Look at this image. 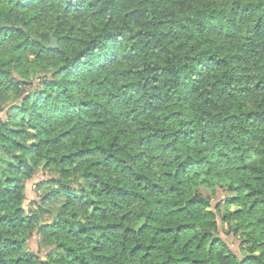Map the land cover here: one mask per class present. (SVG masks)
<instances>
[{
    "label": "trees",
    "instance_id": "1",
    "mask_svg": "<svg viewBox=\"0 0 264 264\" xmlns=\"http://www.w3.org/2000/svg\"><path fill=\"white\" fill-rule=\"evenodd\" d=\"M6 2L11 4L12 0ZM215 2L217 7L211 11L222 12L224 9L219 5L230 4L232 0ZM261 2L238 0L243 14V30L240 32L243 39L236 41L234 34L225 32L221 40L232 41V46L223 49L210 70L223 71L229 63L235 67L242 63L238 58L256 56L262 50L264 13L259 11ZM118 3L119 0L108 11L109 22H115L121 14L122 7ZM13 6L31 10L37 5L34 0H24V3L16 0ZM73 10H76L75 5ZM2 11L3 3L0 2V13ZM65 11L69 9L65 8ZM139 12V8L133 7L123 12V16L134 24ZM19 27L8 26V30H18ZM92 31V26L81 30L79 39L86 44L77 45L76 54L69 52V59L75 61L80 51L94 46L89 35L85 34ZM205 31L211 33L206 39H212L213 46L219 47L221 41L216 37L220 36L222 29ZM143 32L144 28L139 27L135 35ZM122 34L109 32L106 36ZM160 43L163 45L160 55L149 59L145 73L159 70L162 76L168 77L163 84L158 82L159 76L149 79L146 74L141 83L139 73H133L126 64L119 66L122 74L119 96L121 99L127 97L122 105L128 110L124 120H130L132 126L113 121L106 113L101 114L102 96L81 100L78 107L82 116L79 119L70 118L76 111L73 108L61 113L66 122L51 132L46 128L30 130L36 128L35 124L9 128L11 115L8 121L0 122V129H3L0 131V264H227L229 259L235 260V254L228 251L229 241L234 244L232 237L239 236L242 229L257 239L264 236V147L250 150L242 142L235 141L230 150L217 149L211 154L206 147L185 150L180 145L181 138L189 144L196 143V130L191 127L193 121H181L183 126L175 130L169 125L173 118L184 114L181 105L186 104L187 99L177 95L173 105L172 98L167 96L171 90L168 82L174 77L179 79L180 67L173 70L169 63L177 60L181 41L177 39L175 47L167 38ZM184 59L187 61L189 57ZM191 59L197 63L195 57ZM208 60H213V56ZM65 67L67 65L61 64L56 71ZM3 72L0 69V75ZM223 82L230 84L231 77ZM98 83L102 84L103 80ZM219 83L221 81H211L208 89L197 90L202 103L207 105L210 100V95L204 96L203 92L211 93ZM237 83L246 87L245 81ZM30 84V80L15 81L10 87ZM133 90L136 96L143 94L139 111L132 102L134 97L129 94ZM257 90L261 91L259 86ZM240 91L243 92L244 88ZM110 96L114 104H120L121 101L116 99L117 92H111ZM29 99L30 96L26 95L24 103L27 104ZM31 99L36 104L48 97L41 89L39 94L31 95ZM237 107L238 104L233 105L234 110ZM22 110L26 109L11 105L8 112ZM0 111H3L2 104ZM243 114L244 123L249 126L245 131H250L252 125L264 124V110L260 105L256 111L245 105ZM40 118L39 112H29L27 120ZM27 120L21 116L19 124H26ZM209 142V137L201 134L199 144L206 146ZM149 151H152L151 159H146ZM185 151L191 154L176 155ZM169 154H173L176 163L170 171L162 172L169 181L165 189L146 175L145 165H153ZM37 156L42 159L39 168ZM60 165L64 166L60 168V174L65 180L75 172L78 173L76 179L87 187L61 183L53 174ZM168 167L164 165L165 169ZM32 180L37 195L28 203L27 183ZM57 183L61 184L65 202L54 218L36 227L44 216L51 215V210L42 208V205L55 202L60 194L59 191L42 192V189ZM200 186L212 191L216 198L214 204L199 191L185 197L187 188ZM33 206L40 210V216L32 213ZM34 241L35 248L32 247ZM246 243L247 238L240 240V245ZM50 244L54 247L48 248ZM258 247H250L240 264H264L261 255H257ZM45 248L48 249L44 253L47 260H41L39 254ZM217 249L227 255L222 258ZM53 257L57 258L54 262Z\"/></svg>",
    "mask_w": 264,
    "mask_h": 264
},
{
    "label": "clouds",
    "instance_id": "2",
    "mask_svg": "<svg viewBox=\"0 0 264 264\" xmlns=\"http://www.w3.org/2000/svg\"><path fill=\"white\" fill-rule=\"evenodd\" d=\"M0 2L3 3V11L0 13V69L4 70L0 75V104L3 106V111H0V122L8 121L11 115L9 128L35 124L36 128L30 130L39 131L46 128L51 132L57 125L62 126L66 122L61 113L73 108L76 111L70 118L79 119L82 116L78 107L79 102L96 96L103 97L101 114L106 113L113 121L132 126L130 120H124L128 110L122 105L127 97L121 99L119 96L122 91L119 88L122 75L119 66L126 64L133 73H139L141 83L144 82L146 74L149 79L159 76L158 82L163 84L168 80L166 75L162 76L159 70L156 72L149 70L145 73V69L148 68L151 57L160 55V47L163 46L160 42L167 38L173 42V47L177 39L181 41L177 60L169 63V68L173 70L180 67L179 79L174 77L168 82L171 90L167 92V96L172 98L173 105L177 95L187 99V103L181 105L184 114L179 118H173L169 128L175 130L183 126L181 121L191 120L193 121L191 127L196 130V143L189 144L181 138L180 145L185 150L191 148L193 151L203 150L206 147L210 154L217 149L230 150L231 144L235 141L242 142L250 150L264 147V124L252 125L250 131H245L249 126L244 123L243 114L245 105L252 111L257 110V105L264 110L262 103L264 46L256 56L238 58L242 63L235 67L229 63L223 71L210 70V66L219 60L223 49L232 46V41L221 40L225 32L234 34L236 41L243 39L240 34L243 30V14L238 0H232L230 4H220L219 7L224 9L222 12L211 11L217 7L215 0H198V2L197 0H132L131 3H128V0H119L118 6L122 7V11L115 22H109L108 11H111L112 5L116 4L117 0H34L37 6L31 10L14 7L16 0H12L11 4L6 0ZM20 2L24 3V0ZM73 5L76 6V10H73ZM133 7L140 9L134 24L123 16V12ZM65 8L69 11L66 12ZM102 11L103 15H101ZM259 11L264 13V0L260 4ZM149 21L151 24L148 23ZM12 25L20 27L18 30L13 28L9 31L8 26ZM89 26L93 27V31L85 34L89 35L94 46H87V51H80L75 61L69 59V52L76 54L77 45L86 44L79 39V36L81 30ZM139 27H143L144 32L136 36L135 32ZM73 28L74 30H68ZM212 28L222 29L220 36L216 37V40L221 41L219 47L213 46L212 39H206L211 33L205 30ZM109 32L123 34L106 36ZM69 37L74 38L69 39ZM129 37L134 38L129 39ZM185 56L189 57L187 61L184 59ZM209 56H213V60H208ZM192 57H195L197 63L192 62ZM228 59L231 61L230 57ZM61 64L67 67L56 71ZM181 65L185 66L181 67ZM229 77L231 83H224L223 81ZM23 80H30L31 84L10 87L11 82ZM99 80H103V83L99 84ZM211 81H221V83L212 88L211 93L206 90L203 92L204 96L210 95L209 103L206 105L201 102V95L197 90L208 89ZM237 81H245L246 87L238 84ZM258 86L261 91L257 90ZM242 87L243 92L240 91ZM41 89L48 99H41L40 102L33 104L31 95L39 94ZM113 91L117 92L116 99L121 101L120 104L113 103L110 96ZM129 94L134 97L132 102L139 111V101L143 94L136 96L135 90ZM26 95L30 96L27 104L24 103ZM234 104L239 105L235 110ZM11 105H19L26 110L9 113L8 109ZM213 110H215L214 114ZM29 112H39L41 118L27 120ZM21 116L27 120L26 124H19ZM201 134L209 137L210 142L206 146L199 144ZM217 136L221 138L215 139ZM80 138L83 139V136ZM189 154L191 152L185 151L176 155ZM151 156L152 151H149L146 159H151ZM3 159L7 160L8 157L3 156ZM35 159L40 162L37 168L42 166L41 157L37 156ZM175 163L173 154H169L167 158L162 157L153 165H145L146 175L166 189L169 181L162 172L170 171ZM165 164L169 165L167 169L164 168ZM62 167L64 166L60 165L53 170V174L61 183L87 187L83 181L76 179L78 173L75 172L65 180L60 174ZM58 191L60 194L55 202L42 205V208L51 210V215L44 216L36 227H39V223L54 218L60 205L65 202L60 183L49 184L42 189V192L57 193ZM197 191L205 198H211L213 204L215 203L216 198L212 195V191L203 186L195 189L187 188L185 197L194 195ZM37 200L39 201V195ZM32 213L41 215L40 210L35 206L32 208ZM245 238L248 243L240 245V240ZM232 240L235 243L229 241L228 251L235 254V260L229 259L227 264H240L248 249L256 245L259 246L257 255H261V259L264 260V236L257 239L254 235H248L246 229H242L241 234L232 237ZM51 247L54 245H48V248ZM27 250L26 248L25 251ZM47 250L45 248L39 254L41 260H47L44 254ZM59 251L62 252L63 249ZM216 251L222 258L227 255L220 249ZM56 259L53 257V262Z\"/></svg>",
    "mask_w": 264,
    "mask_h": 264
},
{
    "label": "rangeland",
    "instance_id": "3",
    "mask_svg": "<svg viewBox=\"0 0 264 264\" xmlns=\"http://www.w3.org/2000/svg\"><path fill=\"white\" fill-rule=\"evenodd\" d=\"M34 182L35 181L32 180L27 183V202L28 203L36 199L37 191L34 187ZM35 244L36 242L32 245L33 248L36 247Z\"/></svg>",
    "mask_w": 264,
    "mask_h": 264
}]
</instances>
